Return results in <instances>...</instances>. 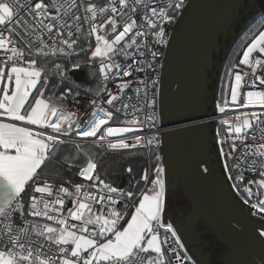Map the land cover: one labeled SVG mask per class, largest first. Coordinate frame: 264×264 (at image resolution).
I'll use <instances>...</instances> for the list:
<instances>
[{
	"label": "snow or ice",
	"instance_id": "1",
	"mask_svg": "<svg viewBox=\"0 0 264 264\" xmlns=\"http://www.w3.org/2000/svg\"><path fill=\"white\" fill-rule=\"evenodd\" d=\"M118 2L121 6L119 11L123 21L122 30L119 31L117 30L118 21L113 15H109L101 23L96 24L97 13H104L105 8H97L96 5L90 2L84 7L83 0L80 4H77L76 0H64L63 3H60L59 0H51V3H49V0H30V2L26 0L23 4L19 0H0V25H6V31L8 32L7 36L0 32V51L11 53V55L5 57V63L11 64V67H0V80L5 75L8 78V83L3 84L0 88V91L3 92V96L0 97V118L6 117L11 121L4 122L3 119H0V217L5 220L11 217L14 209L19 206L18 200L26 191V186L30 182H34V193L40 194V199L38 200L35 194L29 198L31 200L30 207L33 209L31 214L33 216H45L48 220H55L60 226L57 229L49 224L29 225L16 230L17 234L15 236H9V243L13 245V248L0 251V264H57L55 256H45L38 248L28 247L26 249L25 244L21 243V240L27 236L30 230L36 232L39 236H45L56 245L59 254L58 264H100V262H103V264H170L164 254V244L169 245L167 251L173 254L175 264H184L185 260L191 259L187 256V253L181 255L176 247H172L174 243L179 249L184 248L172 224L164 225L160 222L164 207L165 182L163 174L165 169L159 164L155 167V178L150 177L147 169L141 177L145 183L151 179L150 189L141 191L139 194L133 191L124 193L122 189L106 184L98 176H95L97 165L89 158L86 166L80 169L79 176L84 180L95 181L92 184L93 188L98 185L102 186L98 199L95 193L83 191V185L80 184L74 185V192H70L64 186H60L55 190L65 196L71 197L74 195L76 197L72 201L73 208L69 209V216L81 223L71 225V230L66 219H57L55 216L49 215V211H59L57 208H50V205L63 206L65 203L64 198L57 195L55 200L45 199V194L48 197L53 196V186L46 179L42 183L36 181V177L39 175L38 170L42 168L50 154L61 143L60 134L65 131L71 132L73 125L77 128V136L82 138L96 137L101 142L105 141L110 135L130 131V129L104 127L113 117V113L105 111L95 100L92 101L95 108L93 117L87 123H84L83 127H81V121L74 120V114L67 113L61 107L50 104L39 97L36 98L35 103L32 104L29 110L30 95L34 94L32 89L38 86L41 70L36 67L35 59L24 61L28 65L27 67L17 66V62L22 60L23 53L15 47L12 36L20 37L30 46L33 45L32 37H35L42 50L47 45L40 37L46 32L49 39L53 41V45L59 38L60 44L66 45L67 49L71 50L77 41L63 38V31L67 30V36L72 37L74 33L71 29L74 28L75 33L78 34L81 31L80 22L83 19L84 23H90V35H93L96 41L91 56L102 58L99 65V74L104 80H107L109 78L108 73L112 72L113 69L116 70L117 74L122 70L120 64L111 63V57L117 54V46L122 44L119 51L123 53L125 58L132 54L129 51L132 48L139 50L141 55H144L147 45H142L138 41V37L148 36L149 34L143 30L144 27L151 31L156 43L166 44L167 41L164 39L165 30L159 25L165 21L172 23L173 19L171 15L167 14L164 7H149L148 0H133L134 6L127 13L122 11L127 7L126 0H118ZM141 5L145 11L144 15L139 17L140 9L137 6ZM182 6L183 0H180L175 8L180 9ZM81 7H83L86 14H91V21L88 15L84 17L75 15L73 10H79ZM168 7H172V5L169 4ZM22 8L26 10V16L30 17V20L20 16ZM110 10L113 14L118 12L115 6H111ZM132 14H137V18L146 22V24H138L137 19H134ZM65 17H69L71 23ZM106 26H109L114 34L111 39L107 36L108 28ZM54 30L55 35H53ZM129 33H132V36L130 40H126L125 38ZM9 45L12 46L9 47ZM257 50L264 55V31H261L243 51L239 64L249 66L254 81L258 80L261 85H264V72L257 74L259 69H264V59L256 58L254 62L250 59ZM55 51L64 53L65 47L56 48L53 46V52ZM149 54L155 58L158 52L151 51ZM103 58H108L109 62L105 63ZM73 66L79 67V64ZM133 67L134 64H129L127 69L130 70ZM148 67H151V64ZM235 68L236 65L234 64L229 69L230 76ZM129 70H123V75L129 76ZM246 78L247 74L242 76L239 72H235V82L230 84L232 101L237 100L238 90ZM13 80L14 88L11 87ZM129 87H131V82L121 83L118 92L123 94L125 89ZM103 91H106V89L100 88L94 95L99 96ZM135 91L139 92L140 89L137 88ZM246 98L250 104L259 101L264 105V91H249L246 93ZM117 102L121 104V107L116 108L117 112L122 109L126 110L131 106L122 102L121 95L109 93L106 103L115 107ZM132 107L134 112L138 111L134 106ZM219 110L221 112L225 111L223 107ZM253 121L264 122L261 116L256 113H252L250 118L245 113L242 117H236L234 124L229 120H225L223 123L229 125L228 131L230 133L234 132L238 138L241 136L246 138L247 130L255 127ZM16 122H25L26 125H36L43 129L51 128L55 134H47L45 131L34 132L31 127L19 126ZM262 138H264V131H262ZM134 139L136 144L141 143V137L136 136ZM147 142L151 144L153 140L149 139ZM132 146L134 145H129L123 139L116 143L109 142L107 144L108 148L114 150L127 149ZM244 147L246 150L245 160L248 152L264 158V143L258 144L254 152L251 144H245ZM235 151L236 145L233 144L231 152L226 154L221 149V155L227 159ZM156 159L159 160V156ZM238 166L239 162L233 165V167ZM249 167H252V165H249ZM225 169L229 170L227 164H225ZM127 171L131 172L132 169L128 168ZM260 176L261 179L256 183L264 187V164L261 165ZM235 179L242 180L243 176L238 175ZM249 183H252V181H249ZM233 187L238 186L234 184ZM104 190L107 192L106 195L103 194ZM245 191L251 194L250 189L246 188ZM114 193H119L124 199H114L112 195ZM137 199L138 204L135 203ZM128 201H131V203H128ZM105 202L109 206L102 209L99 214H94L93 203L105 204ZM40 203L44 205L43 210H37V205ZM120 204H124L127 209L134 208V211L130 212L131 218L127 220V224L122 230H119V225L120 221L125 219V215L118 210ZM258 206L259 211L264 212V199L258 201ZM252 207L256 208L257 204H253ZM90 225L95 226L96 230L90 228ZM5 226L9 229V232L12 231L10 224ZM160 227L165 228L166 235L163 239L159 236L158 229ZM167 233H170L171 238H174L171 242ZM109 234H111V238ZM259 235L264 237V231H261ZM101 238H103V242H100ZM64 245L71 246L70 254ZM17 248L19 251H16ZM149 252L155 253V256H150L145 260L142 254ZM85 253L87 255H82ZM261 261L264 264V257H261Z\"/></svg>",
	"mask_w": 264,
	"mask_h": 264
},
{
	"label": "built area",
	"instance_id": "2",
	"mask_svg": "<svg viewBox=\"0 0 264 264\" xmlns=\"http://www.w3.org/2000/svg\"><path fill=\"white\" fill-rule=\"evenodd\" d=\"M189 1L190 0H183V6L180 9H176L175 5L177 3H180V0H148L149 7H164L167 14L173 17L172 23H167V21H165L163 24L159 25V27H163L165 30L164 39L167 41V43H156V39L152 35L151 31H149L147 27H144L143 30L149 33L148 36L138 37V41L141 42L142 45H147V50L145 51L144 55H141V52L139 50L132 48L129 50L132 54L125 58L123 53L119 51V48L122 47V44L117 46V54L111 57V63L120 64L122 69L121 72L117 74L116 70L113 69L112 72L108 73L109 78L107 80H104L99 74V65L102 58H100L96 62L95 71L93 70L95 76V83L97 85L96 91L100 88H105L106 91L101 92L99 96L94 95L96 91H79L71 98L69 104L65 108H62L65 112L74 114V120L81 121V127H83V124L87 123L93 117V112L95 111V108L92 104V101L95 100L96 103L105 111H111L113 113V117L104 127L127 128L130 129V131L115 133L113 135L108 136L105 141L101 142L96 137L82 138L77 136V128L75 125H73L71 132L65 131L60 134V144L89 143L106 152L142 149L147 153L148 156V172L150 174V177L155 178L156 165L159 164L163 167L162 128L160 120V109L158 104L161 70L173 25L180 12L183 10L185 5ZM19 2L23 4L26 2V0H19ZM59 2L63 3L64 0H59ZM76 2L77 4H80L81 0H76ZM89 2L96 5L97 8H105L104 13H97V16L95 18L96 24L101 23L109 15H113L118 21L117 30H122L123 21L121 20L120 16L119 10L121 6L119 5L118 0H83L84 7H86L87 3ZM49 3H51V0H49ZM126 3L127 7L122 9V11L127 13L129 9L132 8L134 5L133 0H126ZM169 4H171L172 7H168ZM111 6H115L118 9V12L115 14L111 13ZM137 7L140 9L138 16L142 17L144 15L145 10L143 9L142 5ZM73 11L75 12V15L80 17L88 15L91 21V14H86L83 10V7H81L79 10ZM132 15L134 19H137L138 24H146V22L137 18V14ZM20 16L30 20V17L26 16V10L23 8L20 10ZM65 19L68 20L69 23H71V19L69 17H65ZM80 23L81 31L78 34L75 33V29L73 28L71 30L73 31L74 35L72 37H68L67 30H65L62 34L63 38L69 40L75 39L77 42L79 40H85L87 42H91V46H93V41L95 40V37L93 35H90V23H84L83 19ZM106 28H108V38H113L114 34L111 32L110 27L106 26ZM156 30L158 31L159 29L157 28ZM261 31H264V26L260 27L254 34H252L249 38L245 40L242 48L236 55L235 60L232 64V66L235 64L236 68L234 69L233 74L230 76L226 98L224 100H220V97L212 98L216 104V113H211V109L207 105L205 115L202 116L199 120H197L195 124L198 128L207 127L210 139L214 142H218L226 154L231 152L233 144L236 145V151L232 152L231 156H228L227 159L224 156V162L228 165V172L231 177L229 182L231 186H233L234 184L238 186L235 188L237 189V194L241 198V200H248L249 208L246 213L257 220L264 222V212H260L258 206V201L264 199V188L258 187V183H256L261 179L260 171L261 165L264 164V158L252 155V152H248L247 159L245 160L246 150L244 147L245 144H251L253 146L252 151L254 152L258 144L264 143V138H262V131H264V122L258 123L257 121H253L255 127L253 129L247 130L246 138L244 136L238 138L234 132L230 133L228 131L229 125L223 123V121L229 120L234 124L236 122V117H242L245 113L249 115V118L251 117L252 113H256L258 116H261L262 121H264V105H262L259 101L250 104L247 102L246 98V93L249 91H264V85H261L258 80L254 81V77L251 74V69L249 66L239 64V60L243 56V51L246 50L247 46L252 43V41L259 35ZM0 32H3L5 36L8 35V32L6 31V25H0ZM53 35H55V30L53 31ZM131 36L132 33H129V35L125 39L130 40ZM12 39L15 41V47H17L18 51H22L23 53L22 60L18 61L17 65H23V60L26 56L25 52L38 56H60L66 55L67 53L75 52L77 46L74 45L73 49L69 50L67 49L66 45L60 44L59 38H57L55 45H53V41L49 39L46 32L40 37V39H42L47 45V47L43 48L42 50L39 43L36 42L35 37H32V46L27 44L26 41L21 40L18 36L13 35ZM11 46L12 45H9V47ZM53 46H55L56 48L63 46L65 47V52H53ZM151 51L158 52V55L153 58L149 54ZM6 55H11V53H5L4 51H0V63L6 64ZM256 58L264 59V55L260 54L257 50L252 54L250 59L254 62ZM103 59L105 60V63L109 62L108 58ZM129 64H134V67L130 70L127 69V66ZM149 64H151V67H148ZM123 70H129V76H124ZM235 72H239L242 76L247 74V78L245 81L242 82L241 88L238 90L239 95L237 96V100L232 101L230 93V84L235 82ZM260 72H264V69H259L257 74H259ZM125 82H131V87L126 88L124 93L120 94L118 92V87L121 83ZM137 88L140 89L139 92L135 91V89ZM109 93H112L113 95H121L122 102L128 103L131 106L126 110L122 109L121 111L117 112L116 108L121 107V104L120 102H117L115 107L108 105L106 103V100L108 98ZM132 106H134L138 111L134 112ZM221 107L225 109L224 112H221L219 110ZM25 126L31 127L34 132L45 131L47 134H55L53 129L51 128L43 129L36 125ZM136 136L141 137L140 144L135 143L134 138ZM120 139H123L129 145L134 146L129 147L127 149L115 150L107 147V144L109 142L116 143ZM149 139L153 140L151 144L147 142ZM157 156H159V160L156 159ZM237 162H239V166L233 167V165H236ZM249 165H252V167H249ZM238 175H242L243 179L236 180L235 177ZM44 180L45 178L36 177V181H39L41 183ZM249 181H252V183H249ZM47 182L53 186L54 192L52 197H48L47 194H45L44 198L49 200H55L57 195H60L64 198L65 201L63 206L55 204L50 205V208L54 207L59 209V211H49V215L55 216L57 219H66L68 227L71 230V225H79L81 223L80 221H76L72 219L71 216H69V209L73 208L72 201L76 199V197L74 195L71 197L65 196L64 194L55 191L60 186H64L67 187L70 192H72L68 184L50 182L48 180ZM34 187L35 183L30 182V191L27 202L24 203L22 197H20V199L18 200L19 206L14 209L9 219L5 220L3 217H0V251L9 250L13 248V245L9 243V236H15L17 234L16 230L20 228H25L29 225H39L36 222H45L46 224H50L54 227H60L55 220H48L45 216H33L31 214L33 209L30 207L31 200L29 198L35 194L37 199H40V194L34 193ZM246 188L254 190V192L256 188H258L260 194L254 195L250 198L249 192L245 191ZM83 191L95 193L97 199L101 194L100 189L89 186H83ZM103 194H107L106 190H104ZM112 195L114 199H123V197H121L119 193H114ZM128 203H131V201H129ZM253 204H257V207L253 208ZM108 206L109 205L107 204V202H105V204L93 203V213L99 214L102 209ZM43 209L44 205L42 203L37 205V210ZM118 210L122 211L125 215V219L120 221V225H122L126 220L127 212L133 211L134 208H126L125 211H123V209H120L119 205ZM160 222L161 224H163L162 221ZM8 224L11 225V232H9V229L5 226ZM89 227L93 230H96L95 226L90 225ZM158 232L160 238L163 239L166 235L165 228L160 227L158 229ZM167 235L169 236L171 242V240H173L174 238H171L170 233H167ZM109 237H111V234H109ZM102 240L103 238H101L100 242ZM21 243L25 244L26 249L28 247H32L33 249L38 248L40 249L41 253L45 254V256H55L58 264L59 254L57 252V247L45 236H39L36 232L30 230L27 236L23 240H21ZM168 246V244L163 245V249L165 250V257L167 260L170 261V264H175L173 254L167 251ZM64 247L68 250L70 254L68 246L64 245ZM172 247H176L177 250L181 253V255H183L178 246H176L174 243L172 244ZM16 251H19V249L17 248ZM142 255H144L145 260H147L150 256L154 257L155 253H143ZM100 264H103V262H100Z\"/></svg>",
	"mask_w": 264,
	"mask_h": 264
},
{
	"label": "water",
	"instance_id": "3",
	"mask_svg": "<svg viewBox=\"0 0 264 264\" xmlns=\"http://www.w3.org/2000/svg\"><path fill=\"white\" fill-rule=\"evenodd\" d=\"M264 17V0H256ZM236 0H190L178 15L168 41L160 76L159 109L162 128L164 180L167 192L178 181L200 221L240 264H262L264 222L238 209L225 195L210 168L195 122V96L202 49L224 13ZM75 82L91 85V64L70 70ZM207 169V171H205ZM123 185L121 181L119 188ZM69 205V203H68ZM208 242L190 247L191 261L213 264Z\"/></svg>",
	"mask_w": 264,
	"mask_h": 264
},
{
	"label": "trees",
	"instance_id": "4",
	"mask_svg": "<svg viewBox=\"0 0 264 264\" xmlns=\"http://www.w3.org/2000/svg\"><path fill=\"white\" fill-rule=\"evenodd\" d=\"M262 26H264L263 16L243 33L233 47L228 48L229 52L224 67L225 72H228L245 40ZM240 35L241 32L237 34L238 37ZM76 45V51L66 55L38 56L27 54L28 58L36 60V64L41 70V78L35 93H41L50 104L61 108H65L77 92H94L97 89L96 83L92 85L81 84L75 82L70 76V70L75 68L73 65L91 64L92 69L95 71L97 62V60L95 62L90 61L88 57L92 48L91 42L79 40ZM224 91L225 85L222 83L220 100H223L222 93ZM89 158L97 165L94 175L98 176L106 184L122 189L124 193L133 191L139 194L141 191H146L150 185L151 179L147 183L141 179L144 171L146 169L149 171L148 156L144 150L130 149L106 152L89 143L59 144L55 151L50 154L42 168L38 170L39 175L37 177L45 178L50 182L68 184L72 192L75 191L74 185L77 184L92 187L95 181L84 180L79 176L80 169L86 166ZM128 168H131L132 171L128 172ZM121 181H123V185L119 188ZM96 188L101 190L102 186L98 185ZM29 191L30 183L26 186V191L21 196L24 203L27 202ZM251 191H253L254 195H257L254 190ZM120 209L125 211L124 204H120ZM129 216L130 211L127 212L125 222L129 219ZM200 223L202 222L200 221ZM123 224L119 225V228ZM201 239L208 242L214 260H219L221 254L227 253V250L209 232L201 236ZM218 264H221V262H218Z\"/></svg>",
	"mask_w": 264,
	"mask_h": 264
},
{
	"label": "rangeland",
	"instance_id": "5",
	"mask_svg": "<svg viewBox=\"0 0 264 264\" xmlns=\"http://www.w3.org/2000/svg\"><path fill=\"white\" fill-rule=\"evenodd\" d=\"M262 16V10L256 0H236V2H234V4L224 13L216 27L206 38L202 49L197 91L195 96V114L197 117H202L205 115L207 105L210 107L211 113H216V104L212 98L220 97L222 83L225 85V91L222 93V99L224 100L226 98L227 88L230 80L229 69L231 68L229 67L228 72H225L224 67L229 52L228 48L233 47L238 39L243 35V33ZM239 32H241V35L238 37L237 34ZM95 46L96 41L94 40L93 46L88 56L89 60L92 62L100 59L99 57L93 58L91 56V52L94 50ZM1 65L5 66L6 64ZM17 66L22 67L24 64ZM198 133L201 138V144L205 158L210 168L214 172L220 187L224 191L227 198L238 209L246 213L249 208V202L248 200H241L237 194V189L229 184L230 175L228 170L225 169L224 156L221 155V145L218 142H214L210 139L207 127L198 128ZM257 186L264 188L259 185ZM174 192L173 193L175 195L173 200L175 203L168 205L164 203V207L167 206L168 209L172 207L180 211L177 214L171 212L168 222L172 224L173 229L180 238V242L184 245V248L181 250L189 251V244L191 239L194 237V233L196 232L197 235L201 234V236H203L208 233V229L204 223H199V215L195 208L188 202L184 203L187 201V196L180 188L178 181L175 182ZM255 192L257 195L260 194L258 188H256ZM165 194L168 193L165 192ZM249 195L250 198L253 197V191H251V194ZM165 199L166 197H164V201ZM167 213L168 210L164 212V214ZM36 223L39 225L46 224L45 222ZM232 258L235 259L233 255H231V257L228 259L226 253H224L220 255L219 260L215 259L213 264H218V262H221L222 264H234L232 261L234 259Z\"/></svg>",
	"mask_w": 264,
	"mask_h": 264
},
{
	"label": "crops",
	"instance_id": "6",
	"mask_svg": "<svg viewBox=\"0 0 264 264\" xmlns=\"http://www.w3.org/2000/svg\"><path fill=\"white\" fill-rule=\"evenodd\" d=\"M29 59H33V58H28L27 57V59L25 60V61H27V60H29ZM2 63H0V67H11V66H9L10 64H6L5 66H3V65H1ZM22 67H27V64L26 63H24V66H22ZM36 67H38L37 66V64H36ZM39 68V67H38ZM40 69V68H39ZM40 80V79H39ZM5 83H8V78H7V76L5 75L4 77H3V79L2 80H0V88H2V86H3V84H5ZM38 83H39V81H38ZM11 87L12 88H14L15 87V84H14V80H13V82H12V84H11ZM35 90H36V88L35 89H32V93H34V94H32V95H30V101H31V103L28 105V107H29V110H30V108H31V106H32V104H34L35 103V100H36V98L37 97H39V98H42V99H44V100H46V101H48L41 93H35ZM9 94H11V93H9ZM3 96V92L2 91H0V97H2ZM49 102V101H48ZM0 119H3L4 120V122H11V121H9L6 117H3V118H0ZM19 126H25L26 124H25V122H16ZM151 188V181H150V185H149V187L147 188V190L148 189H150ZM146 190V191H147ZM175 191V189L173 190V191H171V192H167L166 191V188H165V183H164V197H166V199H165V201H164V203L166 204V205H168V204H172V203H175L174 202V200H173V198H174V192ZM165 192H167L168 194H165ZM174 192V193H173ZM170 193H173V194H170ZM189 203L190 205H191V203L188 201V198H187V201L186 202H184V203ZM139 203V201L137 200V202H136V204H138ZM171 209H172V211H171ZM168 210V213L167 214H164V212H166ZM134 211V210H133ZM174 213V214H177V213H179L180 211L178 210V209H174V208H170V209H168L167 208V206H165L164 208H163V211H162V213H161V221H162V223L164 224V225H167V224H170L169 222H168V218H169V216H170V213ZM131 217L129 216V219H130ZM199 218V217H198ZM199 223H200V218H199ZM126 224H127V221L123 224V226L121 227V228H119V230H122L123 229V227H125L126 226ZM198 236V237H197ZM111 238V237H110ZM204 240H202L201 239V234L200 235H197L196 234V232L194 233V237L191 239V241H190V244H189V249H190V247H192V246H194V245H198V244H200L201 242H203ZM101 242H103V240L101 241ZM205 242V241H204ZM66 246H68V248H69V250L71 251V246L70 245H66ZM180 251L184 254V253H187V256L188 257H190L189 256V254H188V251H182L181 249H180ZM149 253H152V252H149ZM229 252H227L226 253V255L228 256V259L231 257V254L229 253ZM82 255H87L86 253L85 254H82ZM232 259H234V258H232ZM236 259V258H235ZM232 260L233 261V263L234 264H240L238 261H237V259L236 260ZM189 261H191V259L189 260ZM192 264V263H191ZM222 264V263H221Z\"/></svg>",
	"mask_w": 264,
	"mask_h": 264
},
{
	"label": "bare ground",
	"instance_id": "7",
	"mask_svg": "<svg viewBox=\"0 0 264 264\" xmlns=\"http://www.w3.org/2000/svg\"><path fill=\"white\" fill-rule=\"evenodd\" d=\"M25 54H26V56H25V58H24V60H23V62L26 60V58H27V52H25ZM99 60V59H98ZM97 60V61H98ZM24 64V63H23ZM94 72V71H93ZM93 83H95V80H94V82ZM92 85V84H91ZM163 151V150H162ZM162 164H163V161H162ZM164 167V166H163ZM163 179H164V174H163ZM164 182H165V180H164ZM230 183V182H229Z\"/></svg>",
	"mask_w": 264,
	"mask_h": 264
},
{
	"label": "flooded vegetation",
	"instance_id": "8",
	"mask_svg": "<svg viewBox=\"0 0 264 264\" xmlns=\"http://www.w3.org/2000/svg\"><path fill=\"white\" fill-rule=\"evenodd\" d=\"M205 241V240H204ZM203 241V242H204ZM207 242V241H206ZM202 243V242H201ZM204 251H210V246H209V249H204ZM215 260L212 258V263L214 262Z\"/></svg>",
	"mask_w": 264,
	"mask_h": 264
}]
</instances>
